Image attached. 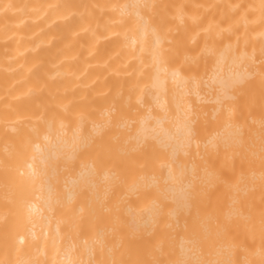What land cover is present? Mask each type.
I'll return each instance as SVG.
<instances>
[{
  "label": "bare ground",
  "instance_id": "bare-ground-1",
  "mask_svg": "<svg viewBox=\"0 0 264 264\" xmlns=\"http://www.w3.org/2000/svg\"><path fill=\"white\" fill-rule=\"evenodd\" d=\"M0 264H264V0H0Z\"/></svg>",
  "mask_w": 264,
  "mask_h": 264
}]
</instances>
